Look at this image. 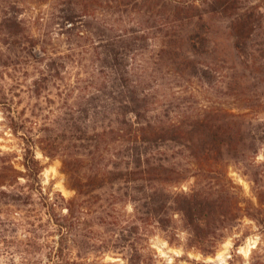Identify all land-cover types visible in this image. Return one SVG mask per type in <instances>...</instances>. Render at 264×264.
Returning <instances> with one entry per match:
<instances>
[{
    "label": "trees",
    "instance_id": "1",
    "mask_svg": "<svg viewBox=\"0 0 264 264\" xmlns=\"http://www.w3.org/2000/svg\"><path fill=\"white\" fill-rule=\"evenodd\" d=\"M16 2L10 1L0 8V34L12 45L23 43L25 50L36 40L30 33L23 34L26 28ZM245 2L27 0L24 3L27 7L45 3L54 8L55 23L61 33L72 34L77 29V35L85 32L93 35L89 45L95 53L97 72L105 79L102 88H107L103 91V104L99 91L92 93L87 100L89 107L65 111L58 120L57 131L38 140L45 156L60 158L67 187L74 191L70 198L60 196L61 203H57L42 194L38 176L44 166L29 144L22 156L23 170L11 163L0 165V205L29 204L32 192L38 191L44 213L49 220L57 221L53 223L59 239L50 248L52 264H73L65 257L63 242L75 241L77 231L81 236L79 242L85 240L92 224L103 225L110 232L104 250L118 247L131 250L128 264H138L142 257L141 251L132 247L139 227L153 225L165 229L172 213L181 215L189 242L207 252L216 246L224 228L244 217L262 225V209L250 201L241 206L222 171L224 162L238 163L253 185L258 204L263 203L264 163L257 162L255 156L264 144V119L254 114L263 112L264 105L250 102L248 93L236 91L237 101L246 103L235 108L205 104L186 107L178 99L187 91L192 94L187 86L179 88L172 99L167 95L155 97L152 91L157 83L150 86L149 75L142 67L153 59L138 62V56L152 39L156 40L151 45L153 55L166 61L167 72L173 78L187 81L193 78L208 86L221 82L229 88L239 85L241 78L250 77L260 84L264 78V11ZM125 16L131 21H126ZM139 16H146L152 23L144 26ZM222 17L230 18L225 30L242 69L253 66L255 73L237 75L235 70L227 76L217 69L221 65L209 59L218 33L211 19ZM51 58L54 63L61 55ZM50 67L54 68L51 64ZM45 130L54 131L49 127ZM189 180L193 183L187 191L174 190ZM102 195L105 204L93 209L92 204ZM122 203L132 205V217L121 210ZM57 207L65 212H56ZM84 240L82 249L86 248Z\"/></svg>",
    "mask_w": 264,
    "mask_h": 264
},
{
    "label": "rangeland",
    "instance_id": "2",
    "mask_svg": "<svg viewBox=\"0 0 264 264\" xmlns=\"http://www.w3.org/2000/svg\"><path fill=\"white\" fill-rule=\"evenodd\" d=\"M10 1H18L19 17L24 19L26 28L23 34L26 36L30 33L36 42L24 50L23 43L12 45L0 34V156L3 157L0 165L11 163L16 169L23 170L21 161L24 148L31 145L35 158L44 166L38 176L42 194L61 203L60 196L68 199L74 191L67 187L60 158L45 156L38 140L46 133L57 131L58 120L65 111L78 106L89 107L87 100L92 93L99 91L102 101L103 91H107V88H102L105 79L102 73L97 72L95 53L89 45L92 34L85 32L77 35V29L72 34L61 33V28L55 23L54 14L57 11L49 4L27 7L24 4L27 0H0V8ZM245 4L258 5L264 11V0H247ZM41 15L44 20H40ZM138 18L146 27L152 23L146 16ZM125 19L128 21L130 17L125 16ZM229 21L227 17L211 19L218 33L215 35V50L209 59L221 65L217 69H222L227 76L235 70L237 75L255 73L253 66L242 69L240 59L232 48V39L225 30ZM76 26H80V23ZM154 41L149 40L147 49L138 56V62H149L150 58L155 61L142 65L150 77L147 76L150 86L154 87L153 84L157 83L152 91L155 97L167 95L172 99L179 88L187 86L191 87L192 94L187 91L184 97L178 99L186 107L205 104L235 108L237 104L246 103L245 100L237 101L236 91L248 93L250 102L264 105V78L260 84L252 82L250 77L249 80L241 78L239 85L229 88L221 82L208 86L193 78L190 81L173 78L167 72L166 61L157 60L153 55L151 45ZM57 55H61V59L50 62L51 57ZM137 72L141 71L137 69ZM254 116L264 119V111ZM46 127L54 131L46 132ZM255 159L264 163V144L258 148ZM223 164L222 172L229 180L230 191L238 196L241 206L250 201L262 209L264 216V201L258 204L253 185L243 175L240 165L231 161ZM19 180L25 184L23 179ZM192 183L189 180L174 190L187 191ZM101 203L105 204L103 195L92 204V208H98ZM120 208L132 217L130 203H122ZM44 209L38 191L32 192L29 204L0 205V264H52L50 248L53 241L59 239L54 225L57 221L54 218L49 220ZM56 212L64 213L65 210L57 207ZM170 218L169 226L165 229L153 225L139 227L136 242L132 244L142 253L138 264H264V220L260 225L244 217L233 226L224 228L216 246L207 252L189 242V233L179 213L170 214ZM89 228L88 238H82L86 248H80V231L73 237L75 241L63 242L66 259L72 260L73 264H128L129 248L104 250L110 232L98 224H92Z\"/></svg>",
    "mask_w": 264,
    "mask_h": 264
},
{
    "label": "clouds",
    "instance_id": "3",
    "mask_svg": "<svg viewBox=\"0 0 264 264\" xmlns=\"http://www.w3.org/2000/svg\"><path fill=\"white\" fill-rule=\"evenodd\" d=\"M54 2V0H49V3H53Z\"/></svg>",
    "mask_w": 264,
    "mask_h": 264
}]
</instances>
